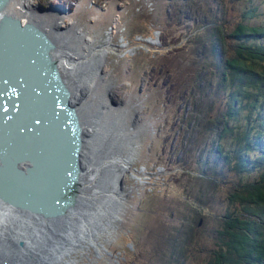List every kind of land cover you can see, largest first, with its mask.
Returning a JSON list of instances; mask_svg holds the SVG:
<instances>
[{"label": "rangeland", "instance_id": "374dc122", "mask_svg": "<svg viewBox=\"0 0 264 264\" xmlns=\"http://www.w3.org/2000/svg\"><path fill=\"white\" fill-rule=\"evenodd\" d=\"M35 1L43 7L60 11L64 17L77 20L93 35L105 38L107 32H114V50L104 66L116 89V96L110 95V101L115 104L122 98H131L140 112L139 123L144 127L142 146L134 164L137 171L128 173L124 181L129 192L128 208L121 216L120 224L111 234L97 236L102 248L105 247L99 254L96 247L90 246V249L76 251L72 256L77 257V264H150L146 252L139 254V243L159 237L161 231L173 230L178 225L173 214L177 218L192 215L194 223L199 220V230L205 229L203 223L199 224L202 214H190L188 210L184 211L182 204L187 196L194 197L191 176L185 171L190 169L188 166H194L191 160H196L199 155L191 143L192 137H200L199 129L193 131V122L189 120L195 111L189 94L191 85L185 82L196 67L199 70L204 65L200 68L193 65L194 60L195 64L200 62L197 57L199 41L185 40L186 44L180 46L172 43L184 34H195L201 10H197L195 3L188 5L181 0ZM218 1L226 9V15L219 14V24L231 27L242 18L244 9L253 3L259 8L252 23L264 24V0ZM168 8H180L185 13L180 23L169 20ZM199 8L205 6L200 4ZM171 13L177 15V12ZM174 166L183 170H171ZM222 199L224 204H214L204 213L225 209L227 201L225 197ZM172 203H176L174 212L169 208ZM199 235L195 231L194 236L204 243ZM200 258L205 261L204 257Z\"/></svg>", "mask_w": 264, "mask_h": 264}, {"label": "trees", "instance_id": "16d2710c", "mask_svg": "<svg viewBox=\"0 0 264 264\" xmlns=\"http://www.w3.org/2000/svg\"><path fill=\"white\" fill-rule=\"evenodd\" d=\"M181 1L197 4L199 25L195 34H184L172 43L199 41L200 62L194 60L193 65H204L185 82L191 85L195 111L189 120L200 137H192L199 155L185 171L191 176L194 197L187 196L182 204L184 211L202 214L199 224L205 229L199 230V220L194 223L192 215L173 214L178 225L139 243V254L146 252L150 264H264V24L252 23L259 5L244 9L242 18L227 27L218 22L219 14L226 15L218 0ZM184 14L180 8L167 11L176 23ZM223 197L225 209L204 213L214 204H224ZM176 203L169 206L172 212Z\"/></svg>", "mask_w": 264, "mask_h": 264}, {"label": "bare ground", "instance_id": "6f19581e", "mask_svg": "<svg viewBox=\"0 0 264 264\" xmlns=\"http://www.w3.org/2000/svg\"><path fill=\"white\" fill-rule=\"evenodd\" d=\"M40 5L35 0L3 1L0 41L14 22L32 25L53 41L47 53L61 70L82 126L80 155L84 166L78 176L75 207L80 209L85 195L91 197V201L84 206L85 216L74 217L71 223L66 213L56 220L44 221L40 218L43 215L13 205L0 196V264H77V257L72 256L76 251L90 249V246L96 247L98 254L104 250L97 236L111 234L128 208L129 192L124 181L128 173L137 171L134 164L144 134V127L139 123L140 112L131 98H122L115 104L110 101L116 89L104 66L114 50V32H107L105 38L93 35L77 20L64 17L53 8L42 9ZM97 160L104 165L101 177ZM24 165L13 153H8L4 159L0 157V169L14 166L24 169ZM91 211L98 213L92 223L88 219ZM85 218L88 224L84 223ZM68 224L77 232L76 236L68 235L70 240L63 235L71 229ZM20 240H24V245Z\"/></svg>", "mask_w": 264, "mask_h": 264}, {"label": "water", "instance_id": "95a60500", "mask_svg": "<svg viewBox=\"0 0 264 264\" xmlns=\"http://www.w3.org/2000/svg\"><path fill=\"white\" fill-rule=\"evenodd\" d=\"M52 44L32 25L15 22L0 41V157L13 153L26 164L24 169H0V196L43 215L44 221L66 213L72 223V218L85 216L84 206L91 197L85 195L80 209L75 207L78 176L84 166L82 126L61 70L47 53ZM99 161L101 177L104 165ZM97 216L91 211L88 219L92 223ZM83 221L88 224L86 218ZM68 227L63 235L70 240L68 235L77 232L72 224ZM23 241L19 243L24 245Z\"/></svg>", "mask_w": 264, "mask_h": 264}]
</instances>
